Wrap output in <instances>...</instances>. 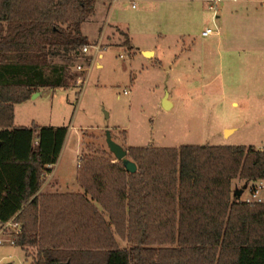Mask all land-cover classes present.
Masks as SVG:
<instances>
[{
  "label": "trees",
  "instance_id": "trees-1",
  "mask_svg": "<svg viewBox=\"0 0 264 264\" xmlns=\"http://www.w3.org/2000/svg\"><path fill=\"white\" fill-rule=\"evenodd\" d=\"M96 3L0 0V226L22 223L15 246L32 264H264V203L243 202L233 184L264 181V149L130 147L135 174L86 153L84 193L38 195L67 131L17 128L15 106L76 85Z\"/></svg>",
  "mask_w": 264,
  "mask_h": 264
},
{
  "label": "rangeland",
  "instance_id": "rangeland-1",
  "mask_svg": "<svg viewBox=\"0 0 264 264\" xmlns=\"http://www.w3.org/2000/svg\"><path fill=\"white\" fill-rule=\"evenodd\" d=\"M251 1L238 0L232 5L234 11L242 14L252 7L264 11V0ZM213 4V0H97L95 14L82 26L90 46L87 54L74 61L73 72L80 74L76 85L69 90H41L37 98L15 110L17 128L36 133L43 127L67 131L54 171L56 179L67 183L69 193L51 184L47 192L84 193L76 171L86 153H106L118 163L108 148L107 132L125 150L186 145L264 149V94L259 97L255 92L253 80L259 75L246 71L245 62L233 66L223 49L214 51L210 60L213 73L221 75L218 83L207 88L204 97L189 90L201 82L204 70L198 62L208 58L209 42L218 40L203 37L202 32L223 27L222 21L213 22ZM145 51H155L156 56L151 58ZM79 65L82 70H77ZM257 84L264 92V77ZM243 96L249 100L247 107L234 108L232 99ZM165 101L171 108L164 107ZM233 184L235 189L245 185ZM251 187L244 190L242 200ZM118 242L120 248L128 247L120 238ZM0 264H32V259L20 247L6 243L0 246Z\"/></svg>",
  "mask_w": 264,
  "mask_h": 264
},
{
  "label": "crops",
  "instance_id": "crops-1",
  "mask_svg": "<svg viewBox=\"0 0 264 264\" xmlns=\"http://www.w3.org/2000/svg\"><path fill=\"white\" fill-rule=\"evenodd\" d=\"M245 1H249L248 3H250V0H245ZM257 1L258 0H254L251 2L255 4V2ZM237 2L238 0L223 1V5L220 7V11L217 14V18H216V20L222 21L221 23H223L222 24L223 27L221 29L217 28L218 29L217 33L210 35L215 37L217 36L218 40L209 42L211 44L208 45V58L207 59L202 58V60L198 62V65L200 66V70H204V74L202 73L201 75L200 78L201 82L197 85H194L192 88H189V90L201 92L202 97L206 95L207 93L206 89L213 86L216 82L218 83V78L221 77L220 74L217 75L216 73H213L214 62L210 60V55H212L214 51L221 53L222 49L224 53L229 55V57L231 56L230 58L232 60L231 62L233 63V66L234 65L237 66L236 62H241L242 64H244L245 62L244 67L247 68L246 71L250 69L255 74L259 75V78L256 77L253 80V88H255V92H259L257 94L259 97H263L264 92L262 90V87H260L258 90L257 80L258 79L261 80L264 77V11L259 10L258 8L253 9L252 7L251 9H248L245 13L241 14L239 11L235 12L234 11L235 9H233L232 5L236 4ZM241 2L242 1H240V3ZM244 3L245 2L243 0L242 4ZM216 20H214L213 18L214 23ZM147 53H150L151 58H154V56H156L155 51H145V54ZM243 55L245 57L242 58ZM233 56L234 58L232 59ZM99 57H103V55L100 54ZM160 63L162 66V61ZM176 64H178V62H176ZM222 65H224V63ZM240 70H242V67H240ZM206 74H208V77H206ZM239 77L242 78L241 76ZM235 89L237 88L235 87ZM208 92L211 93V90ZM40 94L41 91L39 92V95ZM227 96L228 95L224 97L227 98ZM248 103L249 100L247 99V97L244 96L234 97L231 101V105L234 108H238L240 107V105L245 106L246 108ZM17 106L18 105L15 106V110ZM14 125L15 127H17L15 122ZM235 131L236 129H233L227 135L229 136L233 134ZM59 160L60 159H58V161ZM58 164L59 163L57 162L55 166H57ZM55 166H51L50 167L51 171L45 174V183L42 186L41 190L39 191L38 195L59 193V192H47V187L49 184H51L50 186L51 188L55 186H57L58 188L63 187L65 188L66 193H69V191H67V188L64 187V185L67 183H62L61 179L59 178L56 179L57 172L54 171ZM78 166H79V162L77 165L76 180L79 171Z\"/></svg>",
  "mask_w": 264,
  "mask_h": 264
},
{
  "label": "built area",
  "instance_id": "built-area-1",
  "mask_svg": "<svg viewBox=\"0 0 264 264\" xmlns=\"http://www.w3.org/2000/svg\"><path fill=\"white\" fill-rule=\"evenodd\" d=\"M222 0H213L214 4L210 7V10L213 11V18L216 20L218 14V5ZM218 29H206L203 31L202 35L204 37L213 35L217 33ZM89 52V47L85 46L82 48V54H87ZM77 70H82V67L79 65L76 67ZM242 200V199H241ZM248 204H262L264 203V181L256 184L255 187L251 188L250 194L242 200ZM23 225L21 222L17 221L16 218L11 219L5 224L0 226V246L5 245L6 243L15 246L18 237L22 234Z\"/></svg>",
  "mask_w": 264,
  "mask_h": 264
},
{
  "label": "water",
  "instance_id": "water-1",
  "mask_svg": "<svg viewBox=\"0 0 264 264\" xmlns=\"http://www.w3.org/2000/svg\"><path fill=\"white\" fill-rule=\"evenodd\" d=\"M148 54L150 53H147L146 55L148 56ZM38 96H39V93H36L32 96V98L35 99ZM164 107L166 109H169L171 108V104L165 101ZM229 132L230 131H227V133ZM106 142H107L110 152L114 154V156L116 157L118 161H121L123 163L126 171L130 174H135L137 172V165L128 158V151L125 150L121 145H119L112 139L110 132H107L106 134ZM247 187H248V184H245L243 188H236L234 192L235 196L241 198V196L244 193V190Z\"/></svg>",
  "mask_w": 264,
  "mask_h": 264
}]
</instances>
